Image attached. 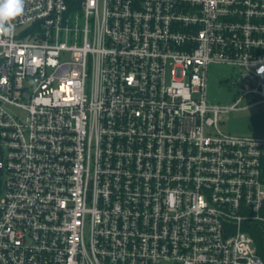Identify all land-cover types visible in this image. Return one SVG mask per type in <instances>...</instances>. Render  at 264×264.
I'll use <instances>...</instances> for the list:
<instances>
[{
    "label": "built area",
    "instance_id": "obj_1",
    "mask_svg": "<svg viewBox=\"0 0 264 264\" xmlns=\"http://www.w3.org/2000/svg\"><path fill=\"white\" fill-rule=\"evenodd\" d=\"M0 36V264H264V0H26Z\"/></svg>",
    "mask_w": 264,
    "mask_h": 264
},
{
    "label": "rangeland",
    "instance_id": "obj_2",
    "mask_svg": "<svg viewBox=\"0 0 264 264\" xmlns=\"http://www.w3.org/2000/svg\"><path fill=\"white\" fill-rule=\"evenodd\" d=\"M239 69L225 64H211L208 68L207 97L222 105L237 104L223 115L219 125L223 131L236 135L264 137V102L257 95L241 97L243 80Z\"/></svg>",
    "mask_w": 264,
    "mask_h": 264
},
{
    "label": "clouds",
    "instance_id": "obj_3",
    "mask_svg": "<svg viewBox=\"0 0 264 264\" xmlns=\"http://www.w3.org/2000/svg\"><path fill=\"white\" fill-rule=\"evenodd\" d=\"M25 4L26 0H0V36L14 35L13 21L24 12Z\"/></svg>",
    "mask_w": 264,
    "mask_h": 264
},
{
    "label": "trees",
    "instance_id": "obj_4",
    "mask_svg": "<svg viewBox=\"0 0 264 264\" xmlns=\"http://www.w3.org/2000/svg\"><path fill=\"white\" fill-rule=\"evenodd\" d=\"M253 235L255 237L258 252L264 259V224L258 225Z\"/></svg>",
    "mask_w": 264,
    "mask_h": 264
}]
</instances>
